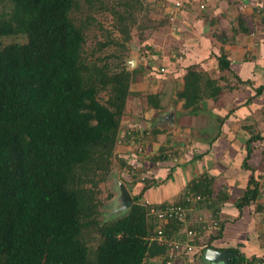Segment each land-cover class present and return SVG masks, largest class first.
I'll return each instance as SVG.
<instances>
[{
	"label": "trees",
	"instance_id": "trees-1",
	"mask_svg": "<svg viewBox=\"0 0 264 264\" xmlns=\"http://www.w3.org/2000/svg\"><path fill=\"white\" fill-rule=\"evenodd\" d=\"M163 1L164 8L175 2ZM194 3L183 0L179 10ZM106 10L119 22L123 40L108 36L98 42L100 48L127 46L132 38L129 19L136 22L139 12L146 14L143 0H0V264H142L166 253V247L150 240L156 227L141 202L150 187L143 169L138 181L146 186L133 195L132 206L101 219L99 186L120 161L116 148L127 138L120 131L138 70H127L121 62L113 69L109 62H100L103 57L89 58L86 47L96 15ZM166 17L169 21L171 15ZM149 22L156 24L152 18ZM233 31L232 36H218L222 45L215 55L216 69L223 73L219 80L227 79L232 64L226 42L250 33L242 17ZM12 36L19 39L4 43ZM219 80L200 64H190L177 98L197 113L201 101L224 93L226 86ZM167 91L148 94L149 105L165 108L172 93ZM256 92L261 95L264 85ZM146 129L149 133L150 127ZM260 137L247 140V157ZM243 165L250 167L247 158ZM260 191L259 181L251 178L235 201L239 210L254 203ZM188 193L202 196L197 206L207 204L219 223L218 205L229 194L215 187V178L201 174L187 185L184 197ZM178 222L173 219L168 226L177 227ZM223 227L220 222L209 247ZM92 239L97 241L94 248ZM227 250L236 252L234 264L250 258L239 249Z\"/></svg>",
	"mask_w": 264,
	"mask_h": 264
},
{
	"label": "crops",
	"instance_id": "crops-1",
	"mask_svg": "<svg viewBox=\"0 0 264 264\" xmlns=\"http://www.w3.org/2000/svg\"><path fill=\"white\" fill-rule=\"evenodd\" d=\"M206 4L207 6L204 4L201 8L197 0L191 8L182 11L181 13L185 14L181 22L185 21V24L180 25L183 34H196L191 27L193 24L196 26L201 24V37L194 36L192 40H183V43L196 41L198 45L204 44L206 48H200L199 45L196 51L204 50L202 54L198 55L196 52L194 55L186 51L187 53L182 54L180 59L176 56V60H181L184 71L183 66L194 64L199 58L202 59L199 60L202 67L208 69L211 65L216 68L215 55L219 54L217 51L222 45L218 38L219 34L225 32L228 36H232L233 28L238 27V15L232 16V13H245L239 17L246 20L248 27L255 25L257 31L237 34L234 41L226 42L225 48L232 60L227 75L249 82L240 83L237 79L238 84L232 83L226 86V91L217 99L207 98L201 101L197 113H192L188 108L186 110L179 102L176 109L173 110L174 107L172 109L176 115L174 130L168 127L167 129L162 124L153 126L152 129L158 131L151 132L148 147L144 146L145 148L141 149L132 147L134 145L131 142L135 143V141L128 139V135L131 134H127L125 142L123 141L124 145L118 148L124 151L121 156L124 155V158L130 156L133 163L150 177V187L145 190L143 197L154 204L181 200L184 198L187 185L198 175L207 174L215 178V187L222 188L229 194V198L218 205L217 216L219 223L223 222L224 227L222 235L212 242L213 247L219 250L237 248L248 258H264V126H261L262 121L259 120L264 116L262 114L264 92L261 95L256 92L258 86L264 85V0H207ZM205 8L208 9V20L201 16ZM238 8L239 10L241 8V12ZM195 13L199 16H194ZM201 17L207 24L201 23ZM224 22L230 26L231 32L219 28ZM212 24H214L212 27L218 28L220 32L218 30L212 32L215 31L212 27L207 29ZM213 40L218 44H212ZM205 52L210 56H205ZM204 60L206 64L203 63ZM171 79L174 80L172 88L176 90L183 88L184 76L171 77ZM176 82L177 86H175ZM147 105L149 107L146 109L150 110V105L148 103ZM162 114L158 116L155 112L156 122L167 125L168 121ZM159 117L161 120L158 119ZM148 118L143 122L140 118L130 125L142 124L141 129L138 130L139 127H136V130L145 136L149 130L142 128L150 127ZM256 134L261 137L252 143L250 159H247L250 167L247 168L243 165L248 154L247 140ZM171 148L174 149L170 151ZM161 155H167L168 159L158 160V156ZM219 155L221 162L217 163L215 156ZM251 159L257 162L252 163ZM251 178L259 181L261 191L256 201L244 206L241 212L235 201L243 195ZM137 185L134 194L140 193L143 187L142 182ZM241 191L242 194L238 195ZM206 205L197 207V212L213 214V209ZM216 220L217 224L208 229L209 238L214 233L218 234L219 223L217 218ZM210 242L209 239V244ZM203 253L189 255L188 260L183 264H212L203 258ZM146 264H165V262L162 256H154L148 258Z\"/></svg>",
	"mask_w": 264,
	"mask_h": 264
},
{
	"label": "rangeland",
	"instance_id": "rangeland-1",
	"mask_svg": "<svg viewBox=\"0 0 264 264\" xmlns=\"http://www.w3.org/2000/svg\"><path fill=\"white\" fill-rule=\"evenodd\" d=\"M110 1L112 2V0ZM204 1L205 2H203V0H198L199 7L201 6V8H203L202 7L203 3L205 4V6H207L206 4L207 0H204ZM143 2H144V6H146V14L139 12L138 13L139 18H137L136 22L131 21V19H129L131 26H132V30H131L132 38L127 43V46L111 44L103 48H100V45L98 44V42L106 41L108 36H110L111 38H114L118 42H122L123 40V35L119 29V22L117 21V19L115 18L114 14L111 11L106 10V11L97 13L96 15L97 20L95 21L96 24L93 25L92 31H91V34L93 35L88 39L87 47H86L87 49L90 50L89 58L96 59L98 57H103L104 59L100 60V62L101 61L109 62L113 69L117 68L116 64L119 62H121L120 66H125L127 70L132 71L134 69H138L133 77L132 90L134 92L133 94L130 95L128 99L127 109L122 119V127L120 131V136L124 138H126L127 134L132 135L131 140L135 141V143L131 142L134 145L132 146L134 149L135 148L141 149L144 146L148 147L147 144L148 142H150V138H151L150 135L152 134L151 129L153 128V126L156 127L162 124V126H166V128L167 127L173 128L172 130L175 129L174 127V125H176L175 111H174V116L172 118V122L170 123V121L167 120L168 124L173 125L171 127L168 124L164 125V123H161L159 121L156 122L157 117L155 116V112L158 116L161 115L162 113H163L162 114L163 116H166L173 109V107H174L173 110L176 109L179 102L182 103V106L186 110H188L185 107L184 100L177 98V94H176L177 90L175 88H172V86H174V82H173L174 80H172L171 77L176 78L179 76L180 77L184 76L185 71L184 69H182L181 60L178 61L181 58L182 54L185 55L188 52L189 54L195 55L197 52L199 55V53L202 54V52L204 51V50L196 51L200 45V44L198 45L196 41H192V42L188 41L186 42V44L183 43V40L184 41H186V39L192 40L194 36L201 37L200 36L201 24L197 26L194 24L192 25L191 29L193 28L196 31V34H190V33L183 34L180 28V25L185 24V21L181 22V19L185 13H181L180 10L177 11L176 9H174L173 8L174 3L167 4V6L164 8V7H161L162 3L164 2L163 0H161L162 3L159 0H143ZM195 2H197V0H195ZM200 3L202 4L200 5ZM150 5L151 6L153 5L156 7L155 8L153 7L152 9ZM150 9L152 10L150 11ZM240 10L238 8L239 12H241ZM172 12H174V15L168 21L166 16L172 14ZM207 13H208V9L205 8L203 9L201 16H204L205 19H207V16H208ZM243 14L245 13L234 12L232 13V16L238 15V18H239V16ZM197 15H198L197 13L194 14V16H197ZM150 18H152L156 24H150L149 22ZM205 19L201 17V23L207 24ZM145 24H147V26H145ZM101 25H103L104 27H101ZM213 25L214 24L210 25L209 27H207V29L211 28ZM219 28L221 30H225L226 32H229V31L231 32L230 26L226 24L225 22ZM214 30L215 31L212 30V32H216V30L220 32L218 28ZM250 31L256 32L257 27L255 25H252L250 27ZM18 39L19 38L15 36L8 37L4 39V43L16 41ZM215 43H216L215 40H213L212 44H215ZM200 48H206V46L204 44L203 45L201 44ZM208 50H209V47H208ZM219 51L220 49H218L217 52ZM114 53L115 55L112 56V54ZM118 55L121 57H118ZM207 55L208 54L206 53L205 56ZM176 56L179 57L178 60H176ZM199 60L202 61L201 58H199L198 61ZM198 61L194 62V64L201 65L200 61L199 62ZM203 63L206 64L205 60L203 61ZM213 65L215 66V64ZM185 66L183 67L185 68ZM208 71L211 73L212 78L216 80L217 79L219 80V78L223 74L220 71H218L216 68H213L211 65L208 66ZM226 76H227L226 80L225 79L219 80L222 86L224 87L230 86V84L232 83L238 84L237 82L238 78H235L232 75H227V73H226ZM177 85L178 83L176 82L175 86ZM165 89L168 90L167 92L169 91L172 92L171 94H169V97H168L169 100L165 108H162L160 110L159 109L155 110L154 108L150 106V110H147L149 107L147 105L148 94L158 93ZM262 114L264 115L263 112ZM147 117H149L147 121L150 122L151 129L149 133L145 134V136H142L139 132H137L138 130L141 129L142 124L133 126V125H130V123L139 121L140 118H142V122H143ZM160 117L158 118L159 120H161ZM259 120L262 121L261 126H264V116L259 118ZM136 127L137 128L139 127V129L136 130ZM142 129L144 130L146 128H142ZM132 130H135V132H133ZM142 138H145V140H143ZM120 145H124V143L123 142L118 143L117 148H116V153L118 154V159L120 160L119 163L117 162L114 163V168L108 180L106 182L101 183L99 186L100 193L98 194V196L101 202V219L103 221L112 218V215H115L118 213V212H115V209L118 208L119 206V202L115 198L118 197L120 194L118 190L117 180L124 182L126 186L128 187L131 195H134L133 191L135 190L136 186H138L137 184L139 182H142V181H138V179L143 177V174H144L140 170L141 168H139L138 165L133 163L132 158L130 156H128L127 158H124L125 157L124 155L121 156L122 155L121 153H123L124 151L121 149L119 150L118 147ZM134 149H131V150L133 151ZM172 149L174 148H171L170 151H172ZM121 158L125 159V162L122 165H121V161L123 160H121ZM215 158H216L215 162L217 163L221 162L220 155L215 156ZM246 158L249 160L250 156L249 157L246 156ZM251 162L255 163L257 161L254 159H251ZM253 167L254 166H252V168ZM199 176L200 175H198V177ZM142 183H143L142 188H144L146 184L144 182ZM241 194H242V191L238 195H241ZM90 242H91L92 248H94L97 245L96 239H92L90 240Z\"/></svg>",
	"mask_w": 264,
	"mask_h": 264
},
{
	"label": "built area",
	"instance_id": "built-area-1",
	"mask_svg": "<svg viewBox=\"0 0 264 264\" xmlns=\"http://www.w3.org/2000/svg\"><path fill=\"white\" fill-rule=\"evenodd\" d=\"M174 1L173 8L178 11L183 0ZM170 15L173 17L174 12ZM199 200H202V196L192 193L186 194L180 201L158 204L142 197L141 202L147 205L148 215L156 227L150 240L166 247V253L162 256L165 264H183L189 255L202 254L209 248L208 229L217 224V221L212 213L197 212ZM173 219L179 221V226H168ZM146 262L147 259L142 264ZM242 264H264V259L255 260L250 257Z\"/></svg>",
	"mask_w": 264,
	"mask_h": 264
},
{
	"label": "water",
	"instance_id": "water-1",
	"mask_svg": "<svg viewBox=\"0 0 264 264\" xmlns=\"http://www.w3.org/2000/svg\"><path fill=\"white\" fill-rule=\"evenodd\" d=\"M174 116V111L171 110L166 116L165 119L172 122ZM118 190L120 192L119 196L115 199L119 202L118 208L115 209V212L122 213L125 210H128L134 203L133 195H131L126 184L120 180H117ZM236 255L235 251L232 250H219L214 247L207 248L203 253V258L212 264H234L233 257Z\"/></svg>",
	"mask_w": 264,
	"mask_h": 264
},
{
	"label": "bare ground",
	"instance_id": "bare-ground-1",
	"mask_svg": "<svg viewBox=\"0 0 264 264\" xmlns=\"http://www.w3.org/2000/svg\"><path fill=\"white\" fill-rule=\"evenodd\" d=\"M237 249V248H236ZM223 250V249H222Z\"/></svg>",
	"mask_w": 264,
	"mask_h": 264
}]
</instances>
